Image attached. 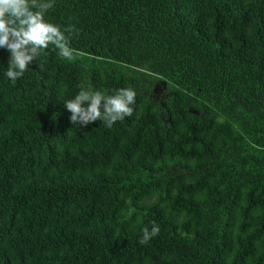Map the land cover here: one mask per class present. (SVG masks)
Wrapping results in <instances>:
<instances>
[{
    "label": "trees",
    "instance_id": "16d2710c",
    "mask_svg": "<svg viewBox=\"0 0 264 264\" xmlns=\"http://www.w3.org/2000/svg\"><path fill=\"white\" fill-rule=\"evenodd\" d=\"M48 18L79 30L73 58L0 74V264H264V0H56ZM88 77L133 88V116L74 127L61 99Z\"/></svg>",
    "mask_w": 264,
    "mask_h": 264
},
{
    "label": "clouds",
    "instance_id": "9594fccd",
    "mask_svg": "<svg viewBox=\"0 0 264 264\" xmlns=\"http://www.w3.org/2000/svg\"><path fill=\"white\" fill-rule=\"evenodd\" d=\"M55 5L56 0H0V49L9 54L7 67L0 69V74L11 84L23 78L33 62L43 71V60L49 51L58 58H73L71 38L79 30L74 24L60 25L48 18ZM77 89L72 96L61 99L74 127H87L99 120L111 129L134 114L137 92L131 87L105 92L94 87L88 77ZM134 211L129 209V215ZM160 231V225L151 222L141 229L139 243L147 244Z\"/></svg>",
    "mask_w": 264,
    "mask_h": 264
}]
</instances>
